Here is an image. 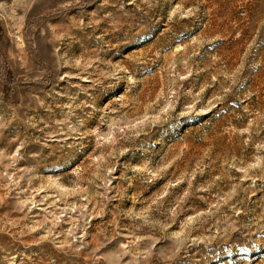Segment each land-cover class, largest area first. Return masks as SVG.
Returning a JSON list of instances; mask_svg holds the SVG:
<instances>
[{
	"label": "rangeland",
	"instance_id": "obj_1",
	"mask_svg": "<svg viewBox=\"0 0 264 264\" xmlns=\"http://www.w3.org/2000/svg\"><path fill=\"white\" fill-rule=\"evenodd\" d=\"M0 264H264V0H0Z\"/></svg>",
	"mask_w": 264,
	"mask_h": 264
}]
</instances>
